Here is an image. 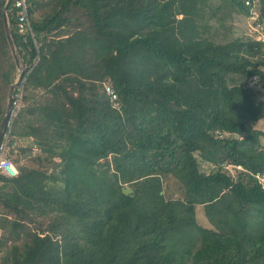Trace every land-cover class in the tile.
<instances>
[{"label":"trees","instance_id":"obj_1","mask_svg":"<svg viewBox=\"0 0 264 264\" xmlns=\"http://www.w3.org/2000/svg\"><path fill=\"white\" fill-rule=\"evenodd\" d=\"M222 1L246 16L258 5L264 20V0ZM6 2L0 126L19 72ZM14 2L28 73L9 144L33 136L45 156L23 161L32 147L12 149L18 175L0 172V264H264V219L254 218L264 216V130L254 125L264 40L217 41L208 0H55L41 13L30 0L33 37L19 32ZM76 8L92 27L64 34ZM196 152L214 169L202 171ZM228 165L243 169L235 178ZM198 206L214 228L199 223Z\"/></svg>","mask_w":264,"mask_h":264},{"label":"rangeland","instance_id":"obj_2","mask_svg":"<svg viewBox=\"0 0 264 264\" xmlns=\"http://www.w3.org/2000/svg\"><path fill=\"white\" fill-rule=\"evenodd\" d=\"M210 5L212 6L210 8V5L205 6L206 13L210 14L211 10H214L216 12V16L212 17L213 20L209 21L211 24L210 27V33L211 36L214 37L217 41H224L227 39L240 37V38H256V39H263L264 40V20L262 22H258V16H259V6L254 8L251 16H246L243 13H239L236 11H231V9L225 5V3L222 0H208ZM72 19L76 22L75 24L69 25L73 27V30L76 28H84L86 30H90L92 27V24L90 22L89 17L86 14V11L76 8L71 12ZM181 17V15H179ZM221 20H218V19ZM252 83V82H251ZM255 88L258 90L256 94L257 100L264 99V83L263 81H259L256 85H254ZM18 103L17 106H19L17 112L20 110L21 106L23 105V89L22 86H18ZM10 89V88H9ZM9 95V92H8ZM8 95H7V106H8ZM16 114V112H15ZM15 116V115H14ZM13 120V118H12ZM254 125L264 130V118L261 120H258L254 123ZM10 130V129H9ZM9 137L10 133L7 132V135L5 136V146H6V155L9 156L12 161L17 165L16 161L14 160L16 153H13L11 151L12 149H16L17 151H20L21 148H27L26 146L32 147V153L30 154L27 151V154L25 152L22 153L21 159L24 161L25 159H32L33 156L41 154L43 157L45 156V153L40 150V148L34 143V137L29 136L26 138H20L17 137L16 143L13 145L9 144ZM261 141L264 145V135L261 136ZM28 150V149H27ZM24 153V154H23ZM196 155L198 157V160H200V168L204 172H210L212 169H214L213 165L200 157L199 153L196 152ZM230 172L235 176H238V173L243 169L241 166H232L228 165L226 166ZM264 181V180H263ZM166 194L170 195L173 194L176 195L177 192V183L173 176H169V178L166 180ZM197 218L200 224L203 226L214 228V225L208 220V217L206 215L205 209L203 206H198L197 209ZM256 220L259 221L264 219V216H256L254 217ZM32 226L35 224L32 223ZM7 237L5 230L0 227V240H4ZM10 243V242H9Z\"/></svg>","mask_w":264,"mask_h":264},{"label":"water","instance_id":"obj_3","mask_svg":"<svg viewBox=\"0 0 264 264\" xmlns=\"http://www.w3.org/2000/svg\"><path fill=\"white\" fill-rule=\"evenodd\" d=\"M11 0H7L6 3H2V10L4 15V24H5V31L6 36L9 42L10 49L15 59L16 66L19 70L18 74L15 76L13 82L11 83L8 95V106L6 108V112L4 115V119L0 126V147L3 142V138L8 132L11 122H12V112L14 109V101H15V91L17 87L25 80L26 75L28 73V64L20 52L19 48L17 47L14 38L12 36V31L9 23L8 17V5ZM123 192L126 194H133V188L130 186L123 187Z\"/></svg>","mask_w":264,"mask_h":264},{"label":"built area","instance_id":"obj_4","mask_svg":"<svg viewBox=\"0 0 264 264\" xmlns=\"http://www.w3.org/2000/svg\"><path fill=\"white\" fill-rule=\"evenodd\" d=\"M14 5L19 8V15H18V30L22 34H31L34 37L32 25H31V19L29 14V8L31 5L30 0H15ZM105 88L107 93L110 95L111 101L114 102V104H117L118 94L113 86L112 83L106 82ZM19 89V88H18ZM18 92L15 94V101H14V109L12 112V118L14 115L17 114V110L19 106H17L18 99H19ZM16 112V114H15ZM7 135V133H6ZM5 135V136H6ZM4 136V137H5ZM5 141L2 142L0 147V172L8 175V176H17L19 171L16 166V164L12 161L10 157L6 155V146ZM257 177L262 182L264 186V174H257Z\"/></svg>","mask_w":264,"mask_h":264},{"label":"crops","instance_id":"obj_5","mask_svg":"<svg viewBox=\"0 0 264 264\" xmlns=\"http://www.w3.org/2000/svg\"><path fill=\"white\" fill-rule=\"evenodd\" d=\"M40 2L42 3V8H40L39 13H41L42 11H47L50 10L52 5L54 4L55 0H40ZM74 21V20H73ZM72 24H68L66 27L62 28L63 29V33L67 34L69 32H73L75 30H73V27L69 26ZM73 26V25H72ZM65 36V35H64Z\"/></svg>","mask_w":264,"mask_h":264}]
</instances>
